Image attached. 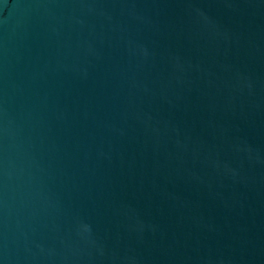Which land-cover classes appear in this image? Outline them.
<instances>
[{
	"label": "water",
	"instance_id": "1",
	"mask_svg": "<svg viewBox=\"0 0 264 264\" xmlns=\"http://www.w3.org/2000/svg\"><path fill=\"white\" fill-rule=\"evenodd\" d=\"M0 264H264V0H0Z\"/></svg>",
	"mask_w": 264,
	"mask_h": 264
}]
</instances>
